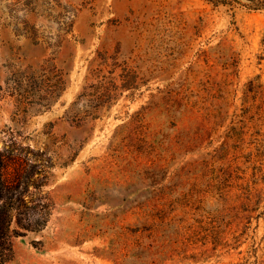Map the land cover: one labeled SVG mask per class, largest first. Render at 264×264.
<instances>
[{
	"label": "rangeland",
	"instance_id": "rangeland-1",
	"mask_svg": "<svg viewBox=\"0 0 264 264\" xmlns=\"http://www.w3.org/2000/svg\"><path fill=\"white\" fill-rule=\"evenodd\" d=\"M0 153L51 199L4 264H264V0H0Z\"/></svg>",
	"mask_w": 264,
	"mask_h": 264
},
{
	"label": "trees",
	"instance_id": "trees-1",
	"mask_svg": "<svg viewBox=\"0 0 264 264\" xmlns=\"http://www.w3.org/2000/svg\"><path fill=\"white\" fill-rule=\"evenodd\" d=\"M62 85L56 81L52 92L58 95ZM84 94L83 90L78 97ZM34 173L39 172L33 165L28 167L8 153H0V264L12 259L14 237L39 231L47 223L51 199L41 192L44 176L35 178Z\"/></svg>",
	"mask_w": 264,
	"mask_h": 264
}]
</instances>
